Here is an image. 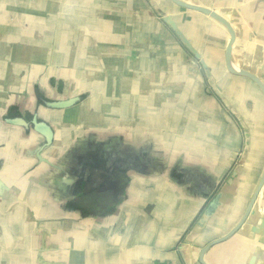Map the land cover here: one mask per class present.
I'll use <instances>...</instances> for the list:
<instances>
[{"label":"crops","instance_id":"obj_1","mask_svg":"<svg viewBox=\"0 0 264 264\" xmlns=\"http://www.w3.org/2000/svg\"><path fill=\"white\" fill-rule=\"evenodd\" d=\"M7 1L0 3V264H200V249L243 215L264 168V98L250 80L225 69L227 32L169 0ZM182 1L231 23L233 67L264 84V0ZM158 12L171 16L212 78L192 63ZM95 23L129 32L140 24L158 34L97 36ZM8 44L16 45L15 55ZM201 84L205 100L197 99ZM74 91L81 100L69 108L43 103ZM126 91L129 101L120 95ZM18 116L52 129L51 146L39 152L43 161L30 155L42 135L32 125L24 130L5 122ZM67 125L72 129L65 131ZM106 134L113 144L120 140L115 151L129 165L112 167L128 175L116 194L97 193L116 174L104 180V170L90 167L82 175L85 164H77L84 151L85 160L98 156L84 143L105 141ZM76 167L79 179L68 186ZM220 189L224 206L198 230ZM223 222L219 230H226L216 233ZM262 233L264 185L239 233L204 259L264 264Z\"/></svg>","mask_w":264,"mask_h":264},{"label":"water","instance_id":"obj_2","mask_svg":"<svg viewBox=\"0 0 264 264\" xmlns=\"http://www.w3.org/2000/svg\"><path fill=\"white\" fill-rule=\"evenodd\" d=\"M169 1L173 5L181 8V9L196 12V13H199L201 15H204V16L212 19L213 21H215L218 25H220L227 32L229 39H228V43H227V46L225 49V69L231 75L243 77V78L250 80L257 87V89L260 91L262 97L264 98V84H263V82L253 73H251L247 70H244V69H235L232 65V59H231L232 58V47L234 45L236 34H235L234 29L231 26V23L228 20H226L220 13H218L214 10H211L209 8L200 7L198 5L191 4V3H186L182 0H169ZM157 14L162 18L163 23L165 25H167L171 29V31L174 33V35L179 39L180 43L183 45L185 50L192 56V58L194 60V61L192 60V63L195 66H197V67L200 66L202 68V70L206 74L207 79L212 78L210 73H209L208 67H206L205 62L201 59L200 55H198V53L194 50L192 45L188 42V40L186 39L184 34L180 31V29L178 28V26L174 22V20L171 18V16L166 15L164 13H160V12H158ZM217 95L219 97H221V95L218 92H217ZM80 100H81V98L76 96V97H70V98L62 100V101H54V100L53 101H43V103H46L45 105L50 109H66V108L71 107L75 103H78ZM5 122L9 125H12V126L22 127L24 130H28L29 125H32L33 130L36 131L37 133H39L40 135H42V137H43L42 143L37 147V150L33 153H30V155L35 156L38 161H43V159L39 155V152L44 151L51 146L52 141H53L52 129L48 125H46L45 123L37 121V119L35 117H33L32 121L30 123H28L26 120H24L20 116L14 117V118H7V119H5ZM119 142H120V140H114V145L116 148L119 147L118 146V145H120ZM87 145L88 144L83 145L82 148L83 149L88 148V149H90V151L96 150L98 148V145H96V144H93L92 145L93 147H88ZM97 152H98V156L102 158L103 164L105 162L107 164V162H110V159L113 158V160L115 159V163L113 161V163H114L113 165L114 166H120L121 165V167H122L121 170L124 167L125 168L129 167L128 162L125 161V160H127V157H123V155H118V153H116V151H114V150H113V152L110 151V148L105 149V148H100V146H99V149ZM122 152H124V151H122ZM83 154L84 155L79 158L81 160V162L80 161L77 162L78 165L83 164V162L85 160L86 152L84 151ZM84 166L86 167V165H84ZM85 167H83V169ZM80 169H81V167H78V168L76 167L73 170V172L71 173L73 176H70V181L67 182L68 186L70 184H72L74 181L76 182L79 179L77 172ZM86 170H90V169H86ZM90 172H91V170H90ZM119 174H120V172H118L116 174V180L107 181L101 189L97 190V193H104L110 189L112 191H114L115 194L118 193V190H120V187L124 186V184H125L124 180L120 178ZM233 177H236V172L232 173L231 178H233ZM231 178L228 180L229 182H230ZM0 185H1V183H0ZM263 185H264V168L262 170L261 177L257 183V186H256L254 192L252 193L250 201H249L243 215L238 219L237 223L232 227V229L228 233L224 234L223 236H221L219 238H216V239L210 241L209 243H207L204 247H202L200 249L199 257H198L200 264H207L204 257L206 255V253L212 247L226 242L228 239H230L231 237H233L234 235L239 233L242 226L247 222L248 217L251 214L253 204H254L258 194L260 193ZM208 189H209V191L213 190L212 187L208 188ZM224 194L225 193H224L223 189H220V191L214 196L212 201L208 204L207 208L203 211V213H202V215H201V217L197 223L198 230L203 231V230L207 229L209 222L220 211V208H222L224 206L223 205V200H224V196H225ZM252 230H254V232L257 233V231H260L261 229L259 230V229L253 228Z\"/></svg>","mask_w":264,"mask_h":264},{"label":"rangeland","instance_id":"obj_3","mask_svg":"<svg viewBox=\"0 0 264 264\" xmlns=\"http://www.w3.org/2000/svg\"><path fill=\"white\" fill-rule=\"evenodd\" d=\"M2 1L3 2H6L7 0H0V3H2ZM29 3H31L33 0H27ZM73 2H75V0H72ZM7 2H11V3H16V0H8ZM1 5V4H0ZM114 14H117V13H114ZM8 19H10V18H12V16H8L7 17ZM136 25V26H135ZM135 25H132L130 28L131 29H133V32H134V30L135 29H137L138 30V34L140 33V32H142V34H146L147 36H157V32H156V30L155 29H151V28H148L147 27V30H146V32H144L145 31V29H143V27L142 26H140V24H135ZM93 26V29H92V31H94L95 33H96V35L97 36H99V35H105V34H108L109 32H110V34H111V36L112 35H120V36H122V37H124V36H127L128 37V35H130V34H132L133 32H129L130 30L129 29H122L121 27H118V30H117V28L115 27L114 29H109L108 31H107V29H106V27L105 28H103V27H101L99 24H98V26H97V24L95 23V24H93L92 25ZM104 31V32H103ZM144 32V33H143ZM134 34V33H133ZM96 36V37H97ZM106 36V35H105ZM31 46V45H30ZM94 46L96 47V45L94 44ZM128 47H126L125 46V49L124 50H128L127 49ZM131 48H132V46H131ZM135 48H137V50H138V53L139 52H141V50H139L138 48H139V45L137 46H135ZM25 50L26 49H23L22 51H21V53H20V55L21 56H24V54H25ZM8 51L10 52H12L14 55L18 52V50H17V47H16V45L14 44V45H9L8 44ZM27 53V52H26ZM118 62V61H117ZM121 62V61H120ZM138 62H140V63H142L143 62V60H139ZM27 63H25V65H26ZM110 63L109 62H106V68H110V67H112L113 65H109ZM16 68V67H15ZM75 68V67H74ZM76 68H78V67H76ZM14 69V68H13ZM17 69H18V67H17ZM78 71V73H77V77L79 78V69L77 70ZM109 71H112V70H109ZM123 78V77H122ZM203 89H204V85L203 84H201L200 85V87H199V90H198V94H197V99H201V100H205L204 99V96H203V94H204V92H203ZM208 93H209V91H207ZM187 92H186V86H185V90H184V97L185 96H187V94H186ZM68 94V93H67ZM79 94H81V92H79V91H74L73 93H70V95L71 96H74V97H76V96H78ZM83 94V93H82ZM223 94V93H222ZM120 95H126V101H129V96H128V91H126V92H120ZM145 94H144V91H137V101L141 98V101H142V99H144L145 98V96H144ZM205 95V94H204ZM53 96V95H52ZM91 99V97H89V100ZM97 99V97H96V95H95V97L93 98V100H96ZM208 99V98H207ZM200 100V101H201ZM212 101H213V103H219V102H217V101H215V100H213V99H211ZM203 102V101H202ZM111 103V102H110ZM223 105H225V103H222ZM222 106V105H221ZM225 107V106H224ZM224 107L222 106V108L224 109ZM108 110H111V108H109ZM89 116H96V113H89ZM91 123H92V129L93 130H95L96 131V127H95V124L93 123V121H90ZM68 126V128H66L65 129V131H68L69 129H72L71 128V125H67ZM74 128V127H73ZM185 128H187V125H185ZM186 131H188V129H185ZM58 132L60 133V132H62V130L61 129H59L58 128ZM96 133V132H95ZM105 137H106V140L105 141H102V143L101 144H96V145H98V148L96 149L97 151H98V149H99V146H100V148H105V149H109L110 148V151H112L113 152V150L115 151L116 150V147H115V145L112 143V141L110 140V139H107L108 138V134H106L105 135ZM122 141H124V140H127V138H123V139H121ZM90 145V144H89ZM88 146V145H87ZM95 154V153H94ZM94 154H93V156H92V159L94 158V160L93 161H89L88 159H86L84 162H83V164H85V165H87L86 166V169H90L91 170V168L90 167H93V166H95V165H99V166H102V165H104L103 164V160H102V158L101 157H99V156H95L94 157ZM240 154H241V152H240ZM88 158H90V157H88ZM113 161H114V163H115V159L113 160V158L112 159H110V162H107V164H109L108 166H110V168H112L114 165V163H113ZM95 164V165H94ZM238 164V158H236V160H235V162H234V165H237ZM233 165V166H234ZM85 169V168H84ZM84 169L83 170H81V172H80V174H82V175H85V174H89V173H87V171L88 170H86V172L84 171ZM101 173V175H102V177H100L101 179L103 178L104 180L106 179V178H104L105 177V175L103 174V172H100ZM116 174V173H115ZM114 174V175H115ZM120 175V178L121 179H123L124 180V182L126 183L127 182V179H128V175H126V176H122L121 175V173L119 174ZM123 177V178H122ZM109 178V177H108ZM107 178V179H108ZM43 177H42V181H43ZM95 179V178H94ZM47 184V183H46ZM48 186V185H47ZM88 196H92V194H89ZM221 222V221H220ZM225 222H223V223H221L222 225L221 226H217V228H216V233L217 232H224L225 230H219V229H223V228H226L225 227V224H224Z\"/></svg>","mask_w":264,"mask_h":264},{"label":"flooded vegetation","instance_id":"obj_4","mask_svg":"<svg viewBox=\"0 0 264 264\" xmlns=\"http://www.w3.org/2000/svg\"><path fill=\"white\" fill-rule=\"evenodd\" d=\"M102 143V141L101 142H95V143H92V142H89V144H91V145H88V147H93L92 145L93 144H101ZM87 143H85L84 145H86ZM88 149V148H87ZM90 151V149H88V152ZM92 156H93V153H92ZM89 161H93L94 159H92V157H90V158H87ZM95 165V164H94ZM93 167H96V168H100L101 170H104L103 171V174L105 175V177L104 178H113L114 177V174H115V172L113 171V168H110V166H108V164H106V162H105V164L104 165H102V166H97V165H95V166H93ZM103 179V178H102Z\"/></svg>","mask_w":264,"mask_h":264},{"label":"trees","instance_id":"obj_5","mask_svg":"<svg viewBox=\"0 0 264 264\" xmlns=\"http://www.w3.org/2000/svg\"><path fill=\"white\" fill-rule=\"evenodd\" d=\"M231 229H232V228H231ZM231 229H230V230H231ZM230 230H229V231H230ZM229 231H228V232H229ZM228 232H227V233H228Z\"/></svg>","mask_w":264,"mask_h":264}]
</instances>
